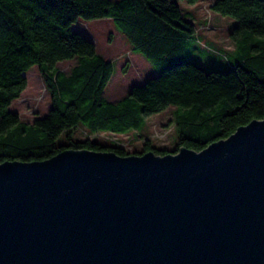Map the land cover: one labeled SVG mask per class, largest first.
I'll use <instances>...</instances> for the list:
<instances>
[{"label": "water", "instance_id": "1", "mask_svg": "<svg viewBox=\"0 0 264 264\" xmlns=\"http://www.w3.org/2000/svg\"><path fill=\"white\" fill-rule=\"evenodd\" d=\"M0 264H264V117L199 151L1 162Z\"/></svg>", "mask_w": 264, "mask_h": 264}, {"label": "trees", "instance_id": "2", "mask_svg": "<svg viewBox=\"0 0 264 264\" xmlns=\"http://www.w3.org/2000/svg\"><path fill=\"white\" fill-rule=\"evenodd\" d=\"M211 8L235 20L226 70H206L187 59L197 31L177 0H0V163L44 160L66 148L120 155L199 151L263 118L264 0H214ZM103 17L157 71L117 100L106 96L113 61L73 28L79 19ZM64 60H74L67 71L57 67ZM33 65L42 72L51 106L26 122L9 105L26 87L25 72ZM168 106L174 107L177 133L172 149L146 139L140 150L127 151L87 136L140 131L149 116ZM78 129L86 136L77 137Z\"/></svg>", "mask_w": 264, "mask_h": 264}, {"label": "rangeland", "instance_id": "3", "mask_svg": "<svg viewBox=\"0 0 264 264\" xmlns=\"http://www.w3.org/2000/svg\"><path fill=\"white\" fill-rule=\"evenodd\" d=\"M177 1L183 15L194 22L197 31L188 42L187 59L206 70H226L228 62L232 59L229 52L234 49L229 32L235 20L215 12L211 8L214 0ZM73 28L89 37L95 43L97 51L113 61L115 70L106 87V96L109 100L119 99L133 84L143 83L146 78L157 73L150 61L132 48L110 18L79 19ZM73 64L74 60H64L59 61L57 67L67 71ZM25 75L26 87L12 100L9 108L17 112L22 120L32 122L47 113L51 100L44 85L42 72L36 65L31 66ZM173 108L168 106L163 111L149 116L146 125L140 131L131 130L124 133L102 131L87 136L104 143L116 142L127 151L140 150L146 139L160 148L172 149L177 138L172 120ZM76 136L83 138L86 131L78 129Z\"/></svg>", "mask_w": 264, "mask_h": 264}, {"label": "crops", "instance_id": "4", "mask_svg": "<svg viewBox=\"0 0 264 264\" xmlns=\"http://www.w3.org/2000/svg\"><path fill=\"white\" fill-rule=\"evenodd\" d=\"M139 61L143 62V60H142V59H139Z\"/></svg>", "mask_w": 264, "mask_h": 264}]
</instances>
